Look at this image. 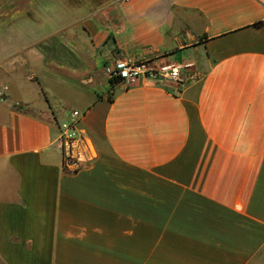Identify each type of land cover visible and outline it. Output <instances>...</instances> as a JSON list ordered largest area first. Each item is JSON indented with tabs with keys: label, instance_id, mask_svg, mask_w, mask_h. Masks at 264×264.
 Here are the masks:
<instances>
[{
	"label": "crops",
	"instance_id": "1",
	"mask_svg": "<svg viewBox=\"0 0 264 264\" xmlns=\"http://www.w3.org/2000/svg\"><path fill=\"white\" fill-rule=\"evenodd\" d=\"M119 59L193 67L111 85ZM5 88L0 264H264V0H0Z\"/></svg>",
	"mask_w": 264,
	"mask_h": 264
},
{
	"label": "built area",
	"instance_id": "2",
	"mask_svg": "<svg viewBox=\"0 0 264 264\" xmlns=\"http://www.w3.org/2000/svg\"><path fill=\"white\" fill-rule=\"evenodd\" d=\"M192 64L182 68L190 69ZM175 65L153 66L150 62L119 59L105 68V75L111 81L123 82L127 87L138 84L143 79L155 81L166 80L174 83H184L183 69ZM7 88L0 92L2 102L6 101ZM82 114L74 111L71 118L62 124L58 130L57 148L63 153L64 163L75 171L83 164L94 162L98 155L97 150L83 129L79 125Z\"/></svg>",
	"mask_w": 264,
	"mask_h": 264
},
{
	"label": "trees",
	"instance_id": "3",
	"mask_svg": "<svg viewBox=\"0 0 264 264\" xmlns=\"http://www.w3.org/2000/svg\"><path fill=\"white\" fill-rule=\"evenodd\" d=\"M262 25H263L262 23L256 24V28H260ZM110 83H111V85H115L116 83H118V81L113 80V81H111ZM64 170H65L66 172H70L69 169H68V167L65 165V163H64ZM70 173H71V172H70Z\"/></svg>",
	"mask_w": 264,
	"mask_h": 264
}]
</instances>
